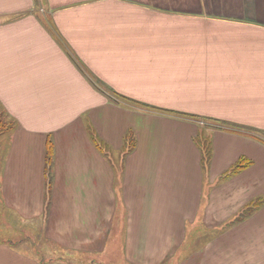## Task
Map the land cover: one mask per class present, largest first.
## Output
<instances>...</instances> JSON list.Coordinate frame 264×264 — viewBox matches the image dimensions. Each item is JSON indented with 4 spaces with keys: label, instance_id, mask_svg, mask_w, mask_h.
Instances as JSON below:
<instances>
[{
    "label": "crops",
    "instance_id": "1",
    "mask_svg": "<svg viewBox=\"0 0 264 264\" xmlns=\"http://www.w3.org/2000/svg\"><path fill=\"white\" fill-rule=\"evenodd\" d=\"M109 91L264 130V0H0V264H264V141Z\"/></svg>",
    "mask_w": 264,
    "mask_h": 264
},
{
    "label": "trees",
    "instance_id": "2",
    "mask_svg": "<svg viewBox=\"0 0 264 264\" xmlns=\"http://www.w3.org/2000/svg\"><path fill=\"white\" fill-rule=\"evenodd\" d=\"M111 91V90H110ZM108 92L109 98L115 101H126V102H131L133 104H135L137 107L139 108H145V109H150V110H156V111H163V112H168V113H173V114H177V115H182V116H189V117H194L197 118L199 116L195 115V114H189V113H185V112H180L177 110H170V109H165V108H160V107H156V106H151V105H147L141 102H137L135 100H132L128 97H125L123 95H120L116 92ZM113 91V90H112ZM0 129H7L8 127L5 125V121L3 118V113H1L0 110ZM212 122L214 124H216V127H219L220 122L218 119H212ZM229 123V122H228ZM230 124V123H229ZM221 128V127H220ZM233 129V128H232ZM3 131V130H2ZM257 132L255 131H246L249 135H252L253 137H256L258 139H261L262 141H264L263 139V135L261 134V130H257ZM91 136L95 142V144L97 146H99L100 148H102V140H100L93 131H91ZM195 140L201 150V154H202V162L203 165L205 167H207L211 161V155H212V143L210 140V136L209 134H205L204 130H200L196 137ZM134 146V140L132 137V134L127 133L125 136V147H127L128 149L133 148ZM251 161L249 159H246L245 157H240L230 168H228L221 176V178H226L232 174H234L235 172L239 171L240 169H242L244 166L248 165ZM51 164H52V145L49 143L47 146V191H46V203L48 204V198H49V194H50V189H51V182H52V175H51ZM260 203V202H259ZM248 210H246L245 208H243L241 210V212L235 216L231 222H235L238 219H242L243 217H245V215L247 214Z\"/></svg>",
    "mask_w": 264,
    "mask_h": 264
},
{
    "label": "rangeland",
    "instance_id": "3",
    "mask_svg": "<svg viewBox=\"0 0 264 264\" xmlns=\"http://www.w3.org/2000/svg\"><path fill=\"white\" fill-rule=\"evenodd\" d=\"M198 119H200L203 122V124H202L203 125V128H204L203 130H204L205 134H207V135H208V130L211 129V128H215V126L217 124V123L214 124L215 122L214 123L212 122V119H216V118L211 117V116H209V117L199 116ZM218 120L220 122H222L219 125V127H221V128H228V129L236 128V129H241L242 131H245V132L246 131H252V130L255 131V132H257L256 129L259 130L258 128H252L253 126L252 127L251 126H248V125H246V126L245 125L239 126L240 124H237V123H233V122H229V121H225V120H220V119H218ZM239 127H242V128H239ZM2 130H4V129H0V133H2ZM261 131H262L261 134L263 135L262 137L264 139V130H261ZM1 212H2V214L4 213V211H1ZM10 221L13 224L15 222H17L16 219L13 218V217H11ZM0 227H3V226L0 225ZM16 227L21 228L18 224L16 225ZM0 235H1V238L2 239H4V238L7 239V240L12 239L11 236H8L6 238L7 235L4 234V233L3 234L1 233ZM14 235H16L18 238H21V237H25L26 236V233H23L21 231H18ZM31 237L34 238L35 249L36 248L38 249L39 247H41L42 252L45 251L43 254H44V256L47 259H53L54 261H59L58 260V257L59 256H62L65 259V262H63V263H66V264H80V262H77L75 260V256L77 254L71 253V252H68V251H65V250H58L55 247L53 248L52 245H48L47 243H45V240L38 233H31ZM38 245H39V247H37ZM70 258H74V259H72L71 261H69ZM79 260L82 261L81 263L90 264V262H88L89 260L86 259L84 256H80L79 257ZM102 261L103 262L100 263V264H124L121 261V254H120V252L118 250L117 251L115 250V252L113 251V253L111 255H109V259L108 260L106 258L105 261H104V259Z\"/></svg>",
    "mask_w": 264,
    "mask_h": 264
}]
</instances>
